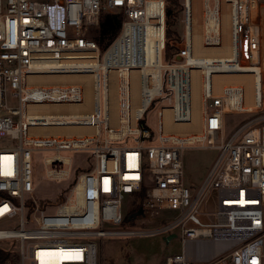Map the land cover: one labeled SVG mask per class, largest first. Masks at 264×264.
Returning <instances> with one entry per match:
<instances>
[{"label": "built area", "instance_id": "built-area-1", "mask_svg": "<svg viewBox=\"0 0 264 264\" xmlns=\"http://www.w3.org/2000/svg\"><path fill=\"white\" fill-rule=\"evenodd\" d=\"M170 4L0 0V221L16 218L19 223L16 229H0V244L14 245L0 264H98L96 238L147 234L180 237L182 253L163 264H264V123L247 122L230 138L224 134L225 116L258 114L264 108V0H181L184 33L177 54L162 64ZM103 11L121 13L122 23L119 34L100 46L92 33ZM224 16L231 56L193 59L194 18L201 45L209 49L223 42ZM149 30L161 33L158 64L145 62ZM147 69L156 71L155 79ZM192 70L201 76L200 134L165 132L166 110L173 124L191 123ZM133 71L138 72L137 109ZM244 74L254 78L253 105L246 104L241 84L213 87L214 75ZM55 75L92 77L90 113L84 111V83L37 78ZM156 99L170 107L158 108L154 136L142 119ZM152 140L158 144L143 146ZM197 144L220 150V156L203 185L189 189L182 152ZM38 152L52 153L43 159L48 180L70 181L54 199L33 196L32 156ZM63 152H87L94 164L82 172ZM139 192L143 217L161 211L177 215L151 233L104 229L123 225L122 203L128 197L134 205ZM192 244L198 247L190 255Z\"/></svg>", "mask_w": 264, "mask_h": 264}, {"label": "rangeland", "instance_id": "rangeland-1", "mask_svg": "<svg viewBox=\"0 0 264 264\" xmlns=\"http://www.w3.org/2000/svg\"><path fill=\"white\" fill-rule=\"evenodd\" d=\"M179 2L181 0H174L170 4V8L173 11L175 18L170 22L168 31V46L169 49H166V54L169 55L174 51L176 43L179 41L184 33L183 23L179 22L182 18L180 13ZM197 19V18H196ZM198 21V19H197ZM98 31L97 30H93ZM97 32L92 33L93 37L97 36ZM154 41L150 42L153 44ZM107 43V41L105 42ZM104 51L102 47L101 52ZM157 59L159 58L156 51ZM150 63L154 64L153 57H148ZM161 62L165 64L170 61L165 56L164 51L161 55ZM158 63V60H157ZM233 77L234 83L236 81L235 75ZM246 77H238L237 79L243 80V85L245 87L246 93V104L252 105V87L250 76L244 75ZM231 83V80H230ZM233 83V84H234ZM264 85V81L262 83ZM85 86V85H84ZM86 92V86H85ZM88 92L86 95V105H90V99L88 97ZM101 104V103H100ZM15 105V104H11ZM161 107H170L168 101H160L156 99L152 105L148 108L146 113L143 116L142 124L154 135L158 133V118L157 110ZM88 109H86L87 112ZM75 112V111H72ZM225 120V129L224 134L226 138H230L243 124L247 122H257L255 125L260 126L264 123V108L262 112L258 114L250 115H227L224 117ZM195 133V132H194ZM156 140L145 141L143 146L148 147L151 145H157ZM220 142H216L215 145L218 146ZM205 145H208V142H205ZM200 144H197L195 147H187L182 152V165H183V180L184 184L189 189H197L207 179L211 169L213 168L215 162L220 156V150L218 149H202ZM52 155L51 152H38L34 153L32 156V172H33V185L35 187L33 196L36 200L44 199H54L59 192L67 189L69 185L68 181L55 182L50 181L45 177V171L43 167V159ZM62 155L68 156L71 159L72 167L79 168L82 172L87 171L91 166H93V161L91 160L89 153L87 152H63ZM74 170V169H73ZM209 199L205 204V207L211 209L213 204L212 200L214 199V191L211 189L209 191ZM134 205L130 203V199L125 197V200L121 206V213L125 218L123 225L118 227H106L104 229H109L111 231H143L145 233H151L157 229L163 221H171L177 215L173 211H161L156 215L149 216L144 214L143 216H138L132 219L128 217L132 214V209ZM264 210V207H263ZM47 213H54V210L47 209ZM212 217H210L211 219ZM19 227L18 220L14 219H4L0 221V229H16ZM167 236L156 235V234H147L146 236H109L104 238H96L95 242L98 246V264H163L165 259L170 256L179 255L183 251V246L180 241V237L170 240L168 243L164 240ZM14 245L10 244H0V249L14 250ZM8 257V255H7Z\"/></svg>", "mask_w": 264, "mask_h": 264}, {"label": "bare ground", "instance_id": "bare-ground-1", "mask_svg": "<svg viewBox=\"0 0 264 264\" xmlns=\"http://www.w3.org/2000/svg\"><path fill=\"white\" fill-rule=\"evenodd\" d=\"M151 32L152 37L148 39V46L145 54V62L148 64L150 63V60L148 57H153L154 64H158L160 60V44H161V33L160 31H152ZM153 42L150 46V42ZM192 45H193V51H192V57L193 59H214V58H229L231 56V41H230V26L228 22V18L224 16V23H223V42L218 48H204L201 45V35H200V25L199 21H197L196 18L193 20V29H192ZM156 51L159 56L157 59ZM158 60V63H157ZM162 61V60H161ZM145 73L148 75H151L154 79L156 78V71L152 69L145 70ZM191 74V123L188 125L185 124H173L171 120L169 119V114L171 110H166V129L165 132H175L179 133L181 135H185L188 133L195 132L197 134H200V120H201V114H200V90H201V76L200 71L198 70H192L190 72ZM250 76L252 87L250 90L252 92V105L254 104L253 95L255 91V82L254 78L250 74H244ZM244 75H235L236 81L238 83H234L233 77L231 75H214L212 77L213 87L214 89L218 90L220 86L224 83H230L231 84H241L243 85L242 79H237L238 77H246ZM130 76L133 79L134 84V91H133V98H134V109H137V106L140 104V95L138 91V72L133 71ZM38 80L44 83H84L86 86V92H85V103H86V95L88 92V97L90 99V105L85 106L84 111L86 113H90L91 111V104L94 96L93 91V83H92V77L90 75H55V76H41L37 77ZM244 86V85H243ZM245 90V87H244ZM112 102L114 104L115 101V94L112 90L111 92ZM78 107H71L70 110L75 111ZM71 111V112H72Z\"/></svg>", "mask_w": 264, "mask_h": 264}, {"label": "trees", "instance_id": "trees-1", "mask_svg": "<svg viewBox=\"0 0 264 264\" xmlns=\"http://www.w3.org/2000/svg\"><path fill=\"white\" fill-rule=\"evenodd\" d=\"M174 0H170V3H173ZM165 31H164V53L167 59H172L178 52V49L175 48L172 53L169 55L166 54V49H169L168 46V37H169V25L170 22L173 21L175 16L173 15V11L170 7H167L165 10ZM121 23H122V15L121 13H116V14H110L105 11L102 12L101 14V20L99 24V29L97 32V36L95 37V41L98 43V45H103V44H108L111 42L120 32L121 28ZM107 41V43H105ZM162 51V52H163ZM143 198V193L139 192L134 196V207L132 209V213L136 212L137 209L141 205V200ZM7 258V253L5 250L0 249V263L4 261Z\"/></svg>", "mask_w": 264, "mask_h": 264}, {"label": "water", "instance_id": "water-1", "mask_svg": "<svg viewBox=\"0 0 264 264\" xmlns=\"http://www.w3.org/2000/svg\"><path fill=\"white\" fill-rule=\"evenodd\" d=\"M175 59H176V61H181V59L178 56H176ZM137 216H143V211H142L141 208H139L136 212L132 213L128 217V219L130 220V219L135 218ZM176 237L177 236L175 234H171V235H168L167 237H165L164 240L168 243L170 240H172V239H174Z\"/></svg>", "mask_w": 264, "mask_h": 264}, {"label": "crops", "instance_id": "crops-1", "mask_svg": "<svg viewBox=\"0 0 264 264\" xmlns=\"http://www.w3.org/2000/svg\"><path fill=\"white\" fill-rule=\"evenodd\" d=\"M212 246H214V245H212ZM198 246L197 245H195V244H192L191 246H190V248H189V250H188V254H190V255H192L193 253H194V251L196 250V248H197ZM204 246H199V248H203Z\"/></svg>", "mask_w": 264, "mask_h": 264}]
</instances>
